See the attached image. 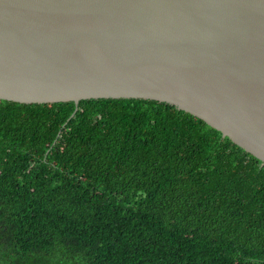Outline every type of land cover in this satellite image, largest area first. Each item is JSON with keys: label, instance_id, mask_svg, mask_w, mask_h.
<instances>
[{"label": "trees", "instance_id": "trees-1", "mask_svg": "<svg viewBox=\"0 0 264 264\" xmlns=\"http://www.w3.org/2000/svg\"><path fill=\"white\" fill-rule=\"evenodd\" d=\"M0 264H264V167L155 101H0Z\"/></svg>", "mask_w": 264, "mask_h": 264}, {"label": "water", "instance_id": "water-1", "mask_svg": "<svg viewBox=\"0 0 264 264\" xmlns=\"http://www.w3.org/2000/svg\"><path fill=\"white\" fill-rule=\"evenodd\" d=\"M175 107L264 167V0H0V101Z\"/></svg>", "mask_w": 264, "mask_h": 264}]
</instances>
